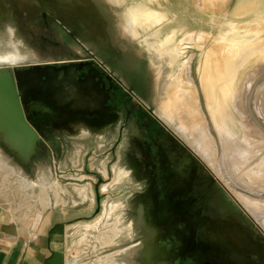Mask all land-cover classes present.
Here are the masks:
<instances>
[{"label": "rangeland", "instance_id": "1", "mask_svg": "<svg viewBox=\"0 0 264 264\" xmlns=\"http://www.w3.org/2000/svg\"><path fill=\"white\" fill-rule=\"evenodd\" d=\"M104 1L0 0V40L9 37L13 43V47H0V56L11 54L32 60L0 63V78L12 71L15 93L13 96L11 86L0 83V126L3 111L8 112V98L15 97L26 122L38 135L25 163L3 143L0 133V202L12 208L20 221L35 222L60 202V194L62 202L71 205L80 204L87 193H93L92 218L79 220L88 223L78 224L69 232V264H138L141 252H132L134 241L127 240L120 230L127 227L141 206L160 229L171 262L178 253L186 261L192 259L203 239L212 240L202 230L207 226L229 228L228 233L234 236L233 230H238L264 249V62H254L264 60V44L257 48L260 54L243 66L245 79L238 84L243 88L238 95L236 91L229 93L224 101L223 95L215 91L207 103L197 79L203 75L204 56L214 55L213 48L230 46L233 37L244 34L255 41L264 38V32L257 37L255 30L241 29L245 25L264 29V0H169L168 4L160 0L153 7L168 12L172 19L166 21L144 14L136 0H126L120 6L123 0L118 4L113 0L115 5L110 6ZM239 2L242 5L237 9ZM133 6L138 8L133 10ZM121 11L135 12L128 15L129 20L120 21L115 13ZM137 44L166 46L170 50L167 55L181 62L179 86L185 97L174 104L175 113L160 110V98L146 63L130 51L131 45ZM69 52L72 56L67 55ZM216 53L223 55L220 60L226 59L224 52ZM80 61L93 62L111 77V73L118 72L116 79L124 82L116 80L115 84L121 92L134 99V105L141 103L200 161L203 184L195 193V206L184 214L156 213L149 207L148 197L137 196L130 154L132 137L127 130L122 131L119 107L109 115L95 112L93 120L80 113L78 118L68 114L64 119L61 117L67 110H57L55 101L46 99L42 92H20L21 83L29 79L32 82L33 75H37L27 71L32 66ZM115 63L136 65L138 72L127 75L114 67ZM187 68L193 78L190 83L185 75ZM210 74L213 76L212 71ZM230 80L224 78L227 91ZM138 84L142 94L136 89ZM172 91L167 90L168 97L174 96ZM109 104L115 107L113 100ZM210 113L216 114V119ZM44 120L51 125L45 126ZM181 132L194 134L191 139L202 132L203 150H197ZM214 197L221 198L230 212L215 208ZM241 199L259 205L262 213L252 216ZM166 237L179 242L172 246L174 251L169 250L172 239L166 241Z\"/></svg>", "mask_w": 264, "mask_h": 264}, {"label": "bare ground", "instance_id": "2", "mask_svg": "<svg viewBox=\"0 0 264 264\" xmlns=\"http://www.w3.org/2000/svg\"><path fill=\"white\" fill-rule=\"evenodd\" d=\"M241 5L242 3L239 2V4L237 5V9ZM241 29H243V31L255 30V36L257 37L259 34L264 32V29L252 28V26L250 25H245ZM232 42V45L224 48H213L212 52L214 53V55L204 56L203 75L197 77V79H199V82L202 84V94L207 103L209 100H212L215 91H218L223 95L222 98L224 101L228 99V96L232 92L236 91L237 95L242 92V86L238 85L242 84L243 80L245 79V72L242 71V68L244 65L250 63L248 62V60H250L251 57L257 55V53L261 51V49L257 50V48L263 46L264 38L260 37L257 41H255L254 39L249 37L248 34H244V36H241L239 38H237V36L233 37ZM86 46L87 48H90L89 45ZM0 47H13V43L9 37H4L0 40ZM216 52H224V57H226V59L224 61L220 60L223 55L220 57ZM67 55L72 56V53L69 52ZM166 58L169 61V67L167 68L162 79L155 78L154 88L157 96L160 98L159 100L157 99V103L161 108L160 110L163 112V109L165 108L168 114L171 115L175 113L174 104L179 103L184 99L185 91L182 90L179 86L181 82L179 81L180 78L178 76V72L179 69L182 68L181 62L179 60H175L172 57H165L164 59ZM28 61L32 60L11 54L0 56V63L9 65L25 63ZM254 62L262 63L264 62V60L258 58L254 59ZM251 63H253V61H251ZM114 67H116L119 71H124L127 75H131L132 73L137 74L138 72V69H132L131 65L123 66L115 63ZM157 71L161 72V69ZM211 71L213 73V76H211L210 74ZM185 75L187 78V83L193 81V78L191 76V69L189 71V68H187L185 71ZM224 78L231 79L229 91H227L228 85L224 83ZM235 80L237 81V84L234 83ZM0 83L8 85L9 88L11 86L12 88V78L9 72L0 78ZM140 86L141 85L139 84L136 85V89L140 94H142V89L140 90ZM169 88H172V92H174L173 97L167 96V90ZM27 93H29V90L27 91ZM261 94L264 95V88L262 89ZM14 98L9 97L7 100L8 112L3 111L2 113V117L4 119L2 121L3 127L0 126V133H2L3 143L9 149L13 150L17 154L19 159L26 163L28 162L38 141V135L26 122L19 108L17 100ZM86 106L87 112H92V110H96L98 108L97 103ZM217 111H219V109ZM161 115L163 116V118L165 117V115ZM210 116L211 118L215 117L216 119V114L210 113ZM181 133L185 134L183 132ZM193 136L194 134H192L191 132H189V135L185 134V137L187 139L189 138V143H194L196 145V149L202 151L204 146H201L203 145V141L205 140L204 134L202 132H199L196 136V139H191V137L195 138ZM240 202L245 210L248 211V213H250L252 216L258 217L262 213V209H260L259 205L244 199H241ZM212 204L221 212H230L229 207L219 197H214V199L212 200ZM202 230L211 238H218L220 237L218 235L222 234L224 235L223 238L228 239L229 228L207 226L202 228ZM233 231L239 238L243 239L246 237L244 233L239 232L238 230L234 229ZM120 232L126 236L127 240L134 241L132 252H141L138 255V264H171V261L168 259V250L165 246V243L161 242L160 229L149 220L142 206L136 209L134 216L130 219L127 227L121 228ZM229 237L230 241L235 243V236L229 234ZM168 239L171 240L173 239V237H166V241ZM248 246H252V250H249V252H252L253 254V258L255 261L254 264H264V249L262 247V244L259 243V245H257L254 242L253 245L248 244ZM197 251L198 252H195L192 259L188 260L185 264H205L206 262H208V264L250 263L249 259L245 257L246 255L244 256V254L236 253L233 249H230L227 246L223 247L222 251H217L216 249L211 250L207 246H202L200 249L198 248ZM178 255L180 256L182 254Z\"/></svg>", "mask_w": 264, "mask_h": 264}, {"label": "flooded vegetation", "instance_id": "3", "mask_svg": "<svg viewBox=\"0 0 264 264\" xmlns=\"http://www.w3.org/2000/svg\"><path fill=\"white\" fill-rule=\"evenodd\" d=\"M70 65L79 66L76 73L78 82L73 90H56L43 83L41 76L48 73L47 67L59 69ZM35 67L41 69L35 70ZM27 71L37 75H33L32 82L30 79L22 82L20 91L25 94L28 90L42 92L46 99L55 101L57 110H67L61 118H68V114L77 117L80 113L93 120L95 112L109 115L112 109L119 107L123 116L122 131L127 130L132 137L133 150L130 154L135 168L137 196L148 197L153 212L184 214L198 203L195 193L203 184L200 161L151 112L143 106L132 104L110 76L100 71L93 62L43 64L32 66ZM112 100L115 107L109 104ZM93 103H97L98 108L87 112L86 105ZM67 104L71 105L68 107ZM105 115L102 114L103 117ZM48 122L44 120V125H51Z\"/></svg>", "mask_w": 264, "mask_h": 264}, {"label": "crops", "instance_id": "4", "mask_svg": "<svg viewBox=\"0 0 264 264\" xmlns=\"http://www.w3.org/2000/svg\"><path fill=\"white\" fill-rule=\"evenodd\" d=\"M112 1L113 0H105L104 4H107L109 6L115 5ZM114 1L116 4L119 3V0ZM125 1L126 0H123L122 3L118 6L124 5ZM136 1L138 2V5H140V7L144 8V14L151 15V17H153V20H158L160 19L159 17H161V19L164 21L172 19L170 18V16L168 17V12L165 13L159 11L161 9L153 7L158 5L160 3V0ZM165 2L166 4H168L169 0H165ZM193 2L196 3V1ZM188 3L191 2H189L188 0ZM136 8L138 7L133 6L132 9L136 10ZM134 12L135 11H131L130 13H123L121 11V13L116 12L115 15L116 17L118 15L117 18L120 21H125L129 20L130 17L128 15L133 14ZM112 15L114 14L112 13ZM130 37L131 40L134 39L133 36ZM131 48L132 49L130 51L133 52L139 60L141 59L146 63L149 77L153 82H155V78H159V76L163 77L165 72H163L162 70L166 71L169 67L168 59L164 58L171 57L167 55L170 50H168L166 46L158 47V45H148L144 47L141 44H137L133 46L131 45ZM97 67L99 68V66ZM103 67L111 73L108 67ZM131 68L136 69L137 66L135 65ZM159 69H161V72L157 71ZM111 74L113 75L112 77L110 75L108 76H110L114 84L116 80L119 82L123 81L120 80V78L116 79L118 72H113ZM130 101L132 102V104H134V99ZM137 105L143 106L141 103H137ZM54 126H56V123H54ZM93 196V193H91V196L87 193L86 199L80 200V204L72 202L70 205L69 203L62 202L60 194V202L55 203L53 207L43 212L40 219H37L35 222L20 221L19 218L15 215V212L12 208L0 202V264H69V232L78 224L88 223V220H79L92 218L94 212ZM234 238L235 243L231 242L229 239L219 237L212 238V240L203 239L201 245L199 244V249L202 246H207L211 250L217 249L222 251L223 246H227L230 249H233L236 253L244 254V256L246 255L245 257L249 259V264H253V254L252 252H249V250H252V246H248V244L253 245V242H248L247 237H245L246 239H242L238 238L235 235ZM223 239L225 240V242H223V244L221 245L219 242H222ZM178 244L179 242L177 240L172 239L169 242V246H171L169 247V250L174 251V247L172 246H177ZM178 254H176L177 256H175L171 264H185L188 261H186L182 257H179Z\"/></svg>", "mask_w": 264, "mask_h": 264}, {"label": "water", "instance_id": "5", "mask_svg": "<svg viewBox=\"0 0 264 264\" xmlns=\"http://www.w3.org/2000/svg\"><path fill=\"white\" fill-rule=\"evenodd\" d=\"M77 67L79 66L70 65L69 67H62L57 69L53 66L52 67L49 66L46 68L48 73L41 76L43 78V83L56 90H59L60 88H62L63 91L73 90L74 84L78 82V79L76 77ZM40 69L41 68L39 67H35V70H40ZM8 72L12 77V71L8 70L6 74ZM41 77H38V79H40ZM13 91L14 88L13 87L10 88V93H12V95L15 96V93H13ZM78 91L81 92V89H79Z\"/></svg>", "mask_w": 264, "mask_h": 264}]
</instances>
